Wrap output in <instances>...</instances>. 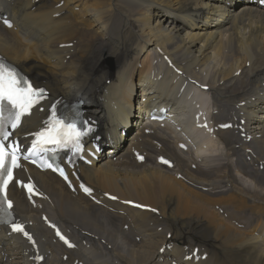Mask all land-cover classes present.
Returning <instances> with one entry per match:
<instances>
[{
    "label": "bare ground",
    "instance_id": "bare-ground-1",
    "mask_svg": "<svg viewBox=\"0 0 264 264\" xmlns=\"http://www.w3.org/2000/svg\"><path fill=\"white\" fill-rule=\"evenodd\" d=\"M253 1L0 0V54L48 91L43 110L33 109L15 134L40 127L52 102L81 96L97 127L87 146L108 144L98 161L76 168L105 206L82 195L76 181L70 191L51 172L28 165L17 176L29 174L44 196L30 203L9 185L15 215L44 255L39 264H264V8ZM158 49L181 74L160 61ZM105 57L113 58L112 70ZM186 79L209 89L180 93L178 81ZM196 104L208 107L212 127L244 118L249 141L235 127L191 130ZM161 106L170 108L173 123L145 120ZM160 155L173 166L159 165ZM43 216L75 247L65 248ZM194 247L198 260H183ZM33 257L25 239L0 227V264H35Z\"/></svg>",
    "mask_w": 264,
    "mask_h": 264
},
{
    "label": "snow or ice",
    "instance_id": "snow-or-ice-1",
    "mask_svg": "<svg viewBox=\"0 0 264 264\" xmlns=\"http://www.w3.org/2000/svg\"><path fill=\"white\" fill-rule=\"evenodd\" d=\"M4 23L11 27L9 21L5 20ZM46 96L47 91L45 88L35 87L17 70L0 63V212L5 215H10L8 210L12 208V201L8 199L6 190L9 184L14 182L13 170L21 168L20 145L17 142L6 144L12 135L7 128H17L21 123L22 117L30 115L31 109L42 99L46 98ZM5 103L9 106L7 115L4 114L3 110V105ZM227 126L228 125H225V127ZM90 130V128L87 129V131ZM32 135L34 139L32 140L31 148L28 149L29 153H35L36 151L42 152L49 145H54L58 148H66L71 145L78 151L80 149L81 138L86 135V131L78 127L74 119L59 117L56 113V107L53 105L51 115L45 126ZM23 158L28 159L29 157L24 156ZM140 159H143V157H140ZM161 159L164 163H168V161L163 160V158ZM33 163H35V161H33ZM47 167L52 168L53 165L49 163ZM56 170L60 172V175L65 176L62 169ZM65 179H67L66 176ZM15 182L22 184L21 181ZM22 186L28 187L29 191H32V186L23 184ZM84 191L91 194V189L87 187H84ZM112 198L115 199V197ZM53 227H55V225H53ZM12 229L15 232L23 233L29 241L35 244L32 236L25 231L23 225L12 222ZM56 234L68 247L74 246L59 232V230H57ZM160 251H164V249L162 248ZM37 259L43 258L37 257Z\"/></svg>",
    "mask_w": 264,
    "mask_h": 264
},
{
    "label": "rangeland",
    "instance_id": "rangeland-1",
    "mask_svg": "<svg viewBox=\"0 0 264 264\" xmlns=\"http://www.w3.org/2000/svg\"><path fill=\"white\" fill-rule=\"evenodd\" d=\"M239 3L241 4V2L239 1ZM238 3V4H239ZM103 63H104V67L107 69V70H112L113 68H114V60H113V58L112 57H105L104 58V61H103ZM109 82V80L107 79L106 80V83H108ZM138 90V88H137V84H135V90ZM132 132V130H130L129 129V132L127 133H125V134H123V136L125 135V136H128L130 133ZM261 167V168H260ZM259 169H262V165H259ZM219 213H220V215H222V209H220L219 210ZM124 227V226H123Z\"/></svg>",
    "mask_w": 264,
    "mask_h": 264
}]
</instances>
